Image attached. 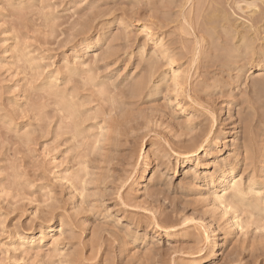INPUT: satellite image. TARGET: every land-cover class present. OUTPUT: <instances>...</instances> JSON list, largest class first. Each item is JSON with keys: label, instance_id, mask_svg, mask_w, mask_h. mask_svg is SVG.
I'll use <instances>...</instances> for the list:
<instances>
[{"label": "rangeland", "instance_id": "1", "mask_svg": "<svg viewBox=\"0 0 264 264\" xmlns=\"http://www.w3.org/2000/svg\"><path fill=\"white\" fill-rule=\"evenodd\" d=\"M153 1H156V4ZM153 1L0 0V125L2 124L0 126V139L2 140H0V264H198V260L204 256L202 254L207 253L205 255L207 256L216 253L213 244L218 241L224 244L225 247H223V250L226 255H224L218 264H264V221L260 219L262 225H259L261 224L259 220L252 222L250 224L252 226H249L248 223L250 231L248 228L244 230L238 227L235 228L233 223L230 222L231 214L225 215L224 206H218L219 204L215 203L214 197L212 198L211 195L213 194H211V191L215 177L212 181L209 178V176L219 171L221 162L226 160L228 162H235L234 172L238 174L239 179L242 176V181L244 180L243 182L246 185L248 182L251 183L253 181L259 186L264 187L262 186L264 185V129L262 130L264 128V68L259 70L257 67L259 64L258 58L261 61L264 60V57H262L264 56V27L257 33L259 36L249 32V22L251 23L250 20L252 19L250 17L253 16V12L264 6V1L260 0L258 2L256 0V3L255 0H214L213 3L212 0H205V3L201 4L204 8L200 5L199 0ZM251 1H254V4L256 3V6L252 3L255 7L251 5ZM197 4L201 7V10L195 7L198 6ZM198 10L202 13L200 14ZM207 10L210 12H207ZM180 11H183V13ZM158 12H160L159 15ZM158 16L162 19L158 18ZM220 16L221 18L219 19ZM209 17H213L214 21L212 18L210 23L208 21L210 19ZM46 18H49V20ZM157 18L159 22L165 19L163 21L164 23L167 20L169 22L170 19L171 25L169 23L164 25L162 21V24H159ZM221 19H224V22ZM172 20L174 21L173 23ZM178 20L182 21L181 24H179L180 22ZM197 20L200 21L197 22ZM189 22L194 28L196 25L197 29L195 28V31L197 30V32L194 31L193 27L192 29L190 28ZM212 23L213 25L211 26ZM216 23L219 25H216ZM186 24L189 26L187 27ZM204 24L206 26L208 24L209 26L205 28ZM43 25H46L49 31L45 30L46 27ZM159 25H162V27L166 26V31V27H163V30ZM169 25L171 26L170 28ZM182 25L185 26L183 27L185 30L180 28ZM144 27H147L149 31H143ZM154 28L158 30L156 31ZM207 28L210 30H207ZM153 31L155 32L154 34ZM226 31L231 34L226 33ZM148 32H151L153 37H149ZM171 32H173V35ZM241 32L243 34L248 32V36L246 38L240 37ZM50 33L53 37L50 36ZM78 33H81V36ZM166 35L171 37H168L167 40ZM17 36L21 41L18 40ZM74 36H77L75 39L78 41L74 39ZM83 42H87L86 45L90 44V49H87L85 44H82ZM163 42L166 46L168 45L167 52L161 48ZM169 43L173 49L171 46L169 48ZM214 45L215 47L213 49ZM157 49H159V53ZM170 51L171 53H169ZM20 52L28 53V58L25 53L22 54ZM172 52H174V55ZM30 53L31 57L29 56ZM112 53L115 54L113 55ZM167 53H169L170 57L167 56ZM196 53L199 54L197 55ZM129 54L133 56L131 57ZM182 54L184 55L181 56ZM22 55H25L24 59L21 58V61H24L23 63L20 61ZM108 55H110V58ZM31 58L32 61L37 59V61H34L36 62L35 64L31 61ZM113 58H118V61ZM28 59L31 61L30 63ZM25 61L28 66L32 64L31 67L34 65L35 67L29 69V66L27 70V66L24 64ZM113 61L116 62L113 63ZM64 62H68L67 64L72 63L71 65L74 63V65L78 66L79 64L88 65L87 67L85 66V69L87 68L86 72L83 67L84 65H81L84 71L79 67L81 71L78 69L77 75H73L70 78L71 83L69 82V86L63 80L60 81V85L62 84L60 89L68 91V95H71L73 91L72 95L75 97L74 101L79 113V116L75 120L68 115L67 109H63L64 103L59 102V98L55 95L50 96L53 94L49 93L50 77L57 73L60 77L64 78L68 74L67 67L69 65H65ZM64 65L66 68H63L65 67ZM138 65L140 69H137ZM261 65H264V61L261 62ZM91 66H93L91 69L96 72L92 70V74L90 75L88 71L91 70ZM149 66L152 69L148 68ZM36 68L39 73L46 72L44 74L45 76L37 73L32 78V74L37 72ZM34 69L35 71L33 72ZM56 69L57 71H55ZM163 73L164 75L166 74V78L163 77ZM80 74L82 75L81 77H79ZM144 75H146V78ZM89 77L94 78L92 82L95 84L91 83ZM142 77L145 79H142ZM168 77L169 79H167ZM27 78L29 81H26L28 80ZM33 79L34 83L32 81ZM88 80L92 86H90ZM144 80H146V89L148 90L140 91L142 93L141 96L140 92L135 91L134 87L140 81L142 82ZM160 80L162 83L164 81L163 85ZM65 87L69 88L65 90ZM27 91L29 92L28 95ZM120 91L123 92L120 93ZM115 95L119 97L117 96L115 98ZM53 97H55L56 103ZM78 97L81 99V103ZM49 98L57 105H54L50 100L47 103L46 100ZM97 98L98 100H96ZM103 98L106 101H103ZM58 103H62V109H60L61 106ZM101 103L105 108H103L104 106ZM228 103H231L234 109H224ZM45 104L50 108H44ZM12 105L14 106L13 108ZM38 106L43 111L39 109L43 114L37 111ZM106 106L109 108H106ZM36 108L35 113L34 109ZM96 110L97 112H95ZM98 110H100L101 114L98 113ZM65 111L67 112L66 116H69L67 118L64 116ZM11 112L14 113L12 114ZM39 113L42 116H38ZM62 115L65 117L63 120H61L63 118ZM53 116H57V119ZM128 120L130 121L128 122ZM41 121L47 122L48 124ZM69 121L71 123L74 121L75 124H72V127L73 125L78 126V129L82 132L81 135L73 138L74 128L71 127ZM118 121H121L122 124ZM40 122L43 123L42 125H45L42 126ZM103 122L109 126H105ZM124 123L127 124L125 125ZM39 125L41 128H39ZM49 125L51 127L50 129ZM245 125L246 127H250L248 128L251 131L250 137L252 136L251 140H254L251 141V145L248 142V149L250 148L249 153L248 151L245 152L243 148L244 150H237L240 153L238 154L236 149L244 141L243 132L247 130ZM26 126H29L30 129L26 128ZM95 126L98 127L96 128L97 130ZM232 126L240 127V135L239 133L237 136H231L229 134ZM106 127L109 128L106 129ZM116 128L119 129L117 130ZM28 129L32 130L29 131ZM102 129H106L104 138H101ZM23 130L27 134H30V137L27 138L25 133L23 134ZM8 131L11 133H8ZM119 131H125L126 133ZM68 132H70L71 136L67 135ZM19 134L23 137H20ZM31 135L34 136L32 137ZM113 136H120L119 140ZM29 139L32 141L29 142ZM37 139L39 140L38 142L36 141ZM79 139L81 143H79ZM203 139H208L209 141L207 147H205L206 151H199L197 157H195L196 159L193 158L192 161L188 162V153L198 146ZM111 140L115 143L112 142V144ZM53 141H55V144ZM226 141L227 143H225ZM105 142H107L106 146ZM20 143H22L21 145L23 147H21ZM100 143L102 145H98ZM24 144L26 146L29 144L30 146H27L29 149ZM114 144H116V147L118 144L121 145H118L116 149ZM237 144L239 145L237 146ZM227 148L229 149L227 150ZM228 155H230V158ZM250 156L251 159H249ZM86 162L88 165H86ZM216 164H218V167ZM147 168H150L149 171H151L149 172L147 193H140L138 181ZM245 168L246 170H243ZM84 171L88 172L85 173ZM175 171H177L176 177ZM64 173L68 175L64 176ZM69 173H72L74 176L72 174L70 176ZM196 176H198L199 180L197 178L195 179ZM65 177L66 180L64 179ZM201 178L204 179L201 180ZM207 178L209 180H206ZM193 179L194 182L192 181ZM73 181L76 183L74 184ZM83 187L86 188L83 189ZM215 210L216 213H214ZM168 214L170 215L168 216ZM245 215L246 213H243L241 218L246 219L247 216ZM154 223L156 225L159 224L162 229H158ZM167 228L168 230H164ZM217 230L218 232H216ZM41 231L46 236V240L43 243L44 247L41 250L37 248L25 249L17 239L22 236L29 240L37 241ZM207 236L211 239L209 238L207 240ZM23 250L24 252H22ZM229 251L234 252V255L228 256Z\"/></svg>", "mask_w": 264, "mask_h": 264}, {"label": "bare ground", "instance_id": "2", "mask_svg": "<svg viewBox=\"0 0 264 264\" xmlns=\"http://www.w3.org/2000/svg\"><path fill=\"white\" fill-rule=\"evenodd\" d=\"M20 1V0H19ZM25 1V0H24ZM93 1V0H92ZM104 1V0H103ZM125 1V0H124ZM130 1V0H129ZM151 1H153V0H151ZM162 1V0H161ZM210 1V0H209ZM213 1V3H214V0H212ZM256 1V0H255ZM260 0H258V2H259ZM264 1V0H263ZM64 2V1H63ZM75 2V1H74ZM85 2V1H84ZM154 2V1H153ZM153 2H152V4H153ZM156 2V1H155ZM154 2V3H155ZM245 2V1H244ZM254 2V1H253ZM252 1H251V5H252V3H253ZM50 3V2H49ZM60 3V2H59ZM78 3V2H77ZM148 3H150V2H148ZM160 3V2H159ZM165 3V2H164ZM199 3H200V5L201 4H203V3H205V0H199ZM213 3H212V5H213ZM238 3V2H237ZM248 3V2H247ZM256 3H257V1H256ZM256 3L254 4L253 3V5H255L256 6ZM39 4V3H38ZM42 4V3H41ZM44 4V3H43ZM142 4V3H141ZM156 4V3H155ZM154 4V5H155ZM209 4H211V3H209ZM263 4V3H262ZM22 5V4H21ZM98 5V4H97ZM107 5V4H106ZM149 5V4H148ZM158 5V4H157ZM198 5V4H197ZM252 5V6H253ZM261 5V4H260ZM259 5V6H260ZM264 5V4H263ZM37 6V5H36ZM44 6V5H43ZM51 6V5H50ZM123 6H125V5H123ZM203 8H204V6L203 5H201ZM255 6H253V7H255ZM12 7V6H11ZM35 7V6H34ZM38 7V6H37ZM46 7V6H45ZM116 7V6H115ZM126 7V6H125ZM153 7V6H152ZM174 7V6H173ZM181 7V6H180ZM197 9H200L201 10V7L198 5V6H195ZM200 7V8H199ZM207 7H208V5H207ZM226 7H228V6H226ZM225 7V8H226ZM242 7V6H241ZM244 7V6H243ZM248 7V6H247ZM25 8V7H24ZM41 8V7H40ZM44 8V7H43ZM42 8V9H43ZM48 8V7H47ZM46 8V9H47ZM183 8V7H182ZM212 8V7H211ZM250 8H251V6H250ZM257 8H259V7H257ZM15 9V8H14ZM56 9H57V7H56ZM101 9V8H100ZM124 9V8H123ZM130 9V8H129ZM151 9V8H150ZM154 9V8H153ZM157 9V8H156ZM161 9H163V8H161ZM170 9V8H169ZM173 9V8H172ZM247 9V8H246ZM253 9V8H252ZM16 10H17V8H16ZM41 10V9H40ZM111 10V9H110ZM125 10V9H124ZM181 10V9H180ZM200 10H198V11H200ZM206 10V9H205ZM210 10H212V9H210ZM222 10V9H221ZM224 10V9H223ZM251 10V9H250ZM254 10H256V9H254ZM253 10V11H254ZM33 11V10H32ZM76 11V10H75ZM103 11V10H102ZM133 11V10H132ZM169 11H171V10H169ZM193 11V10H192ZM197 11V10H196ZM203 11H204V9H203ZM227 11V10H226ZM243 11V10H242ZM247 11V10H246ZM252 11V10H251ZM38 12V11H37ZM48 12V11H47ZM81 12H83V11H81ZM157 12V11H156ZM181 13H183V11H180ZM206 12V11H205ZM204 12V13H205ZM207 12H210L209 10H207ZM212 12V11H211ZM225 12V11H224ZM223 12V13H224ZM234 12V11H233ZM28 13H29V11H28ZM45 13V12H44ZM54 13V12H53ZM90 13V12H89ZM123 13V12H122ZM138 13V12H137ZM152 13V12H151ZM159 13L160 12H158V15H159ZM198 13V12H197ZM200 14L202 13L201 11L199 12ZM254 14H252L253 16L252 17H250V21H251V23L249 22V24H250V26H249V32L251 33H255V34H257L259 31H261V29H262V27H264V6H262L261 8H259V9H257L255 12H253ZM17 14V13H16ZM25 14V13H24ZM46 14V13H45ZM114 14V13H113ZM136 14V13H135ZM195 14V13H194ZM26 15V14H25ZM54 15V14H53ZM79 15V14H78ZM165 15V14H164ZM215 15V14H214ZM233 15V14H232ZM238 15V14H237ZM251 15V14H250ZM30 16H32V15H30ZM46 16H47V14H46ZM114 16H115V14H114ZM154 16H156V15H154ZM176 16V15H175ZM181 16H183V15H181ZM195 16V15H194ZM27 17V16H26ZM38 17H40V16H38ZM48 17V16H47ZM75 17V16H74ZM103 17V16H102ZM177 17V16H176ZM184 17V16H183ZM183 17H182V19H183ZM208 17V16H207ZM215 17V16H214ZM31 18V17H30ZM76 18V17H75ZM84 18V17H83ZM122 18V17H121ZM158 18H161V17H159L158 16ZM157 18V21L159 20ZM164 18H165V16H164ZM185 18V17H184ZM188 18H190V17H188ZM210 18V17H209ZM213 18V17H212ZM212 18H210L208 21L210 22L211 21V19ZM221 18V16L219 17V19ZM26 19V18H25ZM47 19V18H46ZM77 19V18H76ZM82 19V18H81ZM129 19V18H128ZM149 19V18H148ZM162 19V18H161ZM167 19H168V16H167ZM179 19V18H178ZM198 19H200V18H198ZM208 19V18H207ZM206 19V20H207ZM245 19V18H244ZM248 19V18H247ZM30 20H32V19H30ZM40 20V19H39ZM43 20V19H42ZM47 20H49V18L47 19ZM55 20V19H54ZM86 20V19H85ZM88 20V19H87ZM134 20V19H133ZM165 20V19H164ZM163 20V21H164ZM184 20V19H183ZM185 20H186V18H185ZM185 20H184V22H185ZM191 20V19H190ZM189 20V21H190ZM213 21H214V18L212 19ZM217 20V19H216ZM222 21L224 20V19H221ZM27 21V20H26ZM34 21V20H33ZM38 21V20H37ZM75 21V20H74ZM80 21V20H79ZM90 21V20H89ZM122 21V20H121ZM128 21V20H127ZM135 21V20H134ZM140 21V20H139ZM161 21L162 20H160V22H159V24L161 23ZM162 21V22H163ZM179 21V20H178ZM187 22H188V20H186ZM198 21H200V20H197V22ZM202 21H204V20H202ZM218 21V20H217ZM149 22V21H148ZM166 22V21H165ZM174 21L172 20V23H173ZM180 23L179 24H181V22L182 21H179ZM190 22H192V21H190ZM189 22V23H190ZM197 22H195L196 24H197ZM224 22V21H223ZM223 22H221V23H223ZM30 23H32V22H30ZM41 23V22H40ZM55 23V22H54ZM87 23V22H86ZM104 23V22H103ZM166 23H169L170 24V19H169V22H168V20H167V22ZM166 23H164L163 22V24L164 25H166ZM175 23H176V21H175ZM202 23V22H201ZM204 23V22H203ZM206 23H208V22H206ZM211 23V22H210ZM220 23V22H219ZM20 24V23H19ZM45 24V23H44ZM58 24V23H57ZM162 24V23H161ZM184 24V23H183ZM229 24V23H228ZM227 24V25H228ZM42 25V24H41ZM40 25V26H41ZM68 25V24H67ZM104 25V24H103ZM157 25H158V23H157ZM157 25H156V27H157ZM171 25V24H170ZM169 25V28L171 27ZM190 25V28L192 29V27L194 28V26H191L192 24L190 23L189 24ZM188 25V26H189ZM195 25V24H194ZM198 25H199V23H198ZM202 25V24H201ZM205 25V24H204ZM213 25V23L211 24V26ZM216 25H219V24H217L216 23ZM25 26H27V25H25ZM43 26H45L46 27V25H43ZM42 26V27H43ZM53 26V25H52ZM87 26V25H86ZM130 26V25H129ZM151 26V25H150ZM160 26V25H159ZM177 26H178V24H177ZM186 26H187V24H186ZM187 26V27H188ZM207 26H209L208 24H207ZM206 25H205V28L207 27ZM236 26V25H235ZM83 27V26H82ZM122 27V26H121ZM160 27H162V25L160 26ZM164 28L166 27V26H163ZM162 27V28H163ZM172 27H173V24H172ZM183 27H185V26H181L180 28H182V30L184 29ZM229 27V26H228ZM227 27V28H228ZM53 28V27H52ZM129 28V27H128ZM158 29H159V27H157ZM162 28H160V29H162ZM164 28H163V30H164ZM176 28V27H175ZM195 28H196V25H195ZM195 28H194V31H195ZM201 28V27H200ZM204 28V29H205ZM224 28H225V26H224ZM77 29V28H76ZM75 29V30H76ZM85 29V28H84ZM88 29V28H87ZM155 29V28H154ZM157 29V30H158ZM166 29H167V27L165 28V31H166ZM178 29V28H177ZM176 29V30H177ZM191 29H189V30H191ZM197 29V28H196ZM209 28H207V30H208ZM45 30H48L47 29V27L45 28ZM55 30V29H54ZM64 30V29H63ZM69 30V29H68ZM74 30V31H75ZM89 30V29H88ZM97 30V29H96ZM123 30V29H122ZM156 30V29H155ZM156 30V31H157ZM162 30V31H163ZM178 30H181V29H178ZM185 30V29H184ZM206 30V31H207ZM210 30V29H209ZM211 30H212V28H211ZM221 30H223V28H221ZM49 31V30H48ZM53 31V30H52ZM143 31H145V32H147V31H149L148 29H147V27H144V29H143ZM188 31V30H187ZM201 31V30H200ZM264 31V30H263ZM85 32V31H84ZM91 32V31H90ZM118 32V31H117ZM123 32V31H122ZM141 32V31H140ZM152 32V31H151ZM151 32H148L149 33V37H153L152 35H151ZM189 32H191V31H189ZM195 32H197V30L195 31ZM195 32H194V35H195ZM211 32V31H210ZM224 32V31H223ZM54 33V32H53ZM57 33V32H56ZM55 33V34H56ZM59 33V32H58ZM77 33V32H76ZM98 33H100V32H98ZM135 33V32H134ZM155 32L153 31V34H154ZM159 33V32H158ZM161 33V32H160ZM162 33H164V32H162ZM199 33V32H198ZM226 33H228V31H226ZM230 33V32H229ZM228 33V34H229ZM235 33V32H234ZM78 34H80V36H81V33H78ZM86 34V33H85ZM101 34V33H100ZM165 34V33H164ZM171 34L173 35V32H171ZM171 34H169V35H171ZM178 34H179V32H178ZM183 34V33H182ZM189 34V33H188ZM205 34V33H204ZM219 34V33H218ZM231 34V33H230ZM237 34V33H236ZM54 35V34H53ZM159 35V34H158ZM181 35V34H180ZM239 35V34H238ZM258 35V34H257ZM48 36H49V33H48ZM50 36L51 37H53L52 35H51V33H50ZM57 36V35H56ZM55 36V37H56ZM79 36V37H80ZM93 36V35H92ZM96 36H98V35H96ZM102 36V35H101ZM104 36H105V34H104ZM136 36V35H135ZM138 36V35H137ZM167 36V40H168V35H166ZM229 36V35H228ZM233 36H234V34H233ZM237 36V35H236ZM248 36V32H246L245 34H243L242 32H241V36L240 37H242V38H246ZM250 36H251V34H250ZM259 36V35H258ZM63 37V36H62ZM77 37V36H76ZM75 36H74V39L76 38ZM171 37V36H170ZM169 37V38H170ZM174 37H176V36H174ZM192 37V36H191ZM17 38H18V36H17ZM21 38H23V37H21ZM98 38V37H97ZM115 38H116V36H115ZM130 38V37H129ZM135 38V37H134ZM182 38V37H181ZM250 38V37H249ZM259 38V37H258ZM57 39V38H56ZM59 39H60V37H59ZM70 39V38H69ZM87 39V38H86ZM133 39V38H132ZM163 39V38H162ZM166 39V38H165ZM164 39V40H165ZM172 39V38H171ZM171 39H169V41L171 40ZM248 39V38H247ZM18 40H19V38H18ZM76 40V39H75ZM98 40H100V39H98ZM126 40V39H125ZM130 40V39H129ZM134 40V39H133ZM146 40V39H145ZM163 40V41H164ZM238 40V39H237ZM259 40V39H258ZM263 40V39H262ZM19 41H21V40H19ZM19 41H17V42H19ZM76 41H78V40H76ZM80 41V40H79ZM158 41V40H157ZM162 41V40H161ZM172 41V40H171ZM170 41V42H171ZM176 41V40H175ZM217 41V40H216ZM247 41V40H246ZM254 41V40H253ZM15 42V41H14ZM60 42V41H59ZM82 42V41H81ZM89 42V41H88ZM98 42H100V41H98ZM97 42V43H98ZM127 42V41H126ZM130 42V41H129ZM159 42V41H158ZM165 42V41H164ZM163 42V43H164ZM191 42V41H190ZM189 42V43H190ZM207 42V41H206ZM215 42V41H214ZM235 42H236V40H235ZM16 43V42H15ZM25 43V42H24ZM58 43V42H57ZM71 43V42H70ZM73 43H74V40H73ZM117 43V42H116ZM123 43V42H122ZM159 43H161V42H159ZM159 43H158V46H159ZM162 43V49H165V51L167 50V46H166V44L164 45ZM172 43H173V41H172ZM194 43V42H193ZM205 43V42H204ZM248 43V42H247ZM257 43V42H256ZM60 44V43H59ZM76 44V43H75ZM82 44H85V46L87 47V49H90V44H88V45H86L87 44V42H83ZM98 44H100V43H98ZM130 44V43H129ZM167 44H168V42H167ZM177 44V43H176ZM176 44H174V45H176ZM192 44V43H191ZM218 44V43H217ZM224 44V43H223ZM241 44V43H240ZM249 44V43H248ZM17 45V44H16ZM15 45V46H16ZM22 45H23V43H22ZM74 45V44H73ZM178 45H180V44H178ZM198 45V44H197ZM220 45V44H219ZM90 46V47H89ZM95 46V45H94ZM103 46V45H102ZM158 46L156 45V47L158 48ZM170 43H169V48H170ZM235 46V45H234ZM17 47V46H16ZM33 47V46H32ZM62 47H64V46H62ZM86 47H84V48H86ZM145 47V46H144ZM160 47V46H159ZM191 47V46H190ZM214 47H215V45L213 46V49H214ZM118 48H119V46H118ZM118 48H116V49H118ZM123 48V47H122ZM160 48V50H162ZM171 48H172V46H171ZM184 48V47H183ZM250 48V47H249ZM13 49V48H12ZM30 49H31V47H30ZM83 49V48H82ZM173 49V48H172ZM175 49V48H174ZM177 49H178V47H177ZM180 49H182V48H180ZM188 49V48H187ZM220 49V48H219ZM6 50V49H5ZM25 50V49H24ZM37 50V49H36ZM94 50V49H93ZM109 50H110V48H109ZM129 50V49H128ZM158 50V53H159V49H157ZM170 50V49H169ZM168 50V51H169ZM186 50V49H185ZM218 50V49H217ZM237 50V49H236ZM10 51H12V50H10ZM15 51H17V49H15ZM20 51H23V50H20ZM90 51V50H89ZM120 51V50H119ZM144 51V50H143ZM172 51V50H171ZM171 51L169 52V53H171ZM179 51V50H178ZM199 51V50H198ZM205 51V50H204ZM19 52V51H18ZM34 52V51H33ZM38 52V51H37ZM41 52V51H40ZM103 52V51H102ZM117 52V51H116ZM153 52H154V50H153ZM152 52V53H153ZM160 52H162V51H160ZM167 52V51H166ZM180 52V51H179ZM203 52V51H202ZM223 52V51H222ZM229 52V51H228ZM11 53V52H10ZM9 53V54H10ZM20 53H22V54H24L23 52H20ZM32 53V52H31ZM31 53L29 54V56L31 55ZM36 53V52H35ZM87 53V52H86ZM117 53H119V52H117ZM131 53H133V52H131ZM146 53V52H145ZM169 53H167L168 55L167 56H169ZM173 53V55H174V52H172ZM190 53H192V52H190ZM13 55H14V53H12ZM28 54V53H27ZM27 54L25 53V55L27 56ZM40 54V53H39ZM38 54V55H39ZM104 54V53H103ZM113 54V53H112ZM115 54V53H114ZM113 54V55H114ZM143 54V53H142ZM195 54V53H194ZM197 54V53H196ZM199 54V53H198ZM197 54V55H198ZM5 55V54H4ZM25 55H22L21 57H20V61H21V58L22 59H24V56ZM33 55V54H32ZM35 55V54H34ZM98 55H100V54H98ZM112 55V56H113ZM130 56H131V54H129ZM152 55V54H151ZM154 55H156V54H154ZM160 55V54H159ZM184 54H182L181 56H183ZM186 55V54H185ZM253 55V54H252ZM105 56H107V55H105ZM133 56V55H132ZM131 56V57H132ZM158 56V55H157ZM162 56V55H161ZM167 56H166V58H167ZM179 56V55H178ZM181 56H179V57H181ZM188 56V55H187ZM31 57V56H30ZM87 57V56H86ZM100 57H103V56H100ZM108 57L110 58V55H108ZM108 57H107V60H108ZM114 57V56H113ZM116 57V56H115ZM129 57V56H128ZM143 57V56H142ZM144 57H145V55H144ZM170 57V56H169ZM176 57V56H175ZM193 57H194V55H193ZM246 57V56H245ZM262 57H264V56H262ZM14 58V57H13ZM26 58V57H25ZM27 58H28V56H27ZM26 58V59H27ZM33 58V57H32ZM32 58H31V61H32ZM36 58V57H35ZM141 58V57H140ZM149 58V57H148ZM173 58V57H172ZM185 58V57H184ZM187 58V57H186ZM199 58V57H198ZM204 58V57H203ZM222 58V57H221ZM230 58V57H229ZM40 59V58H39ZM77 59V58H76ZM103 59V58H102ZM114 59V58H113ZM112 59V60H113ZM117 59V61H118V58H116ZM116 59H114V60H116ZM119 59H120V57H119ZM147 59V58H146ZM150 59V58H149ZM149 59H147V60H149ZM153 59V58H152ZM161 59V58H160ZM196 59V58H195ZM252 59V58H251ZM29 60V59H28ZM27 60V61H28ZM45 60V59H44ZM75 60V59H74ZM89 60H90V58H89ZM155 60V59H154ZM162 60H163V57H162ZM169 60V59H168ZM167 60V61H168ZM194 60V59H193ZM192 60V61H193ZM198 60V59H197ZM213 60H214V58H213ZM223 60V59H222ZM12 61V60H11ZM30 60L28 61L29 63L31 62ZM34 61H37V59H35V60H33L32 62H34ZM45 61H47V60H45ZM67 61V60H66ZM78 61V60H77ZM81 61V60H80ZM152 61V60H151ZM166 61V60H165ZM172 61V60H171ZM170 61V62H171ZM179 61V60H178ZM180 61H181V58H180ZM194 61H196V60H194ZM200 61V60H199ZM203 61V60H202ZM264 60H262L261 61V59H259L258 58V69L259 70H261V69H263L264 68V65H261V62H263ZM22 63L24 62L23 60L21 61ZM40 62V61H39ZM49 62V61H48ZM68 62H70V61H68ZM68 62H64L65 63V65L68 63ZM89 62V61H88ZM98 62H100V60H98ZM109 62H110V60H109ZM116 62V61H115ZM114 61H113V63H115ZM138 62V61H137ZM169 62V61H168ZM172 62H174V61H172ZM183 62V61H182ZM219 62V61H218ZM22 63H21V65H22ZM36 62H34V64H35ZM76 63V62H75ZM94 63V62H93ZM148 63H150V62H148ZM193 63V62H192ZM217 63V62H216ZM228 63V62H227ZM24 64H26V61H25V63ZM42 64V63H41ZM45 64H47V63H45ZM63 64V63H62ZM72 64V63H71ZM71 64H67V65H69L68 67H67V73L68 74H66V77H60V75L59 74H55V75H53V76H51L50 77V81H49V93L50 94H53V95H50V96H56L57 98H59L60 99V101L59 102H62V103H64V108L63 109H67L66 111L68 112V115L70 116V117H72V118H74V120L75 119H77V117L79 116V113H78V109H77V106H76V103H75V101H74V96L72 95V92H71V95H68V91H63L62 89H60V87H62L61 85H60V81L61 80H63V82L67 85V83H68V86H69V82H70V78L73 76V75H77V73H78V69L80 70V68H82L83 69V67H84V69H85V66L86 65H84V64H79V66L78 65H74V63H73V65H71ZM86 64V63H85ZM168 64V63H167ZM166 64V65H167ZM174 64V63H173ZM189 64V63H188ZM197 64V63H196ZM226 64V63H225ZM238 64V63H237ZM20 65V66H21ZM31 65L32 64H30L29 66L26 64V66H27V70H28V67H29V69L30 68H34L35 67V65L34 66H32L31 67ZM50 65H51V63H50ZM52 65H53V63H52ZM64 65V66H65ZM140 65V64H139ZM137 66V69L140 67V66ZM146 65V64H145ZM149 65V64H148ZM169 65H171V64H169ZM194 65H195V63H194ZM217 65V64H216ZM12 66V65H11ZM25 66V67H26ZM88 66V65H87ZM86 66V67H87ZM90 66V65H89ZM125 66V65H124ZM224 66V65H223ZM18 67H19V64H18ZM17 67V68H18ZM53 67V66H52ZM80 67V68H79ZM93 66H91L90 67V69L92 68ZM144 67V66H143ZM172 67V66H171ZM185 67H186V65H185ZM188 67V66H187ZM225 67V66H224ZM15 68V67H14ZM13 68V69H14ZM63 68H66V66L65 67H63ZM89 68V67H88ZM109 68V67H108ZM111 68V67H110ZM144 68H146V67H144ZM148 68H151L152 69V67L151 66H149ZM163 68V67H162ZM167 68H168V66H167ZM50 69V68H49ZM84 69H83V71H84ZM87 69V68H86ZM86 69H85V72H86ZM107 69V68H106ZM125 69V68H124ZM137 69H135V70H137ZM140 69V68H139ZM147 69V68H146ZM150 69V70H151ZM19 70V69H18ZM17 70V71H18ZM24 70V69H23ZM48 70V69H47ZM58 70H59V68H58ZM65 70V69H64ZM92 70L93 69H91V70H89L88 72H90V75L92 74L91 72H92ZM168 70V69H167ZM16 71V72H17ZM21 71V70H20ZM25 71V70H24ZM35 71V69L33 70V72ZM36 71H37V68H36ZM40 71V70H39ZM44 71V70H43ZM55 71H57V69L55 70ZM81 71V70H80ZM94 71V70H93ZM102 71V70H101ZM105 71V70H104ZM124 71V70H123ZM140 71V70H139ZM152 71V70H151ZM29 72V71H28ZM58 72H60V71H58ZM65 72V71H64ZM94 72H96V71H94ZM107 72V71H106ZM138 72V71H137ZM148 72V71H147ZM182 72V71H181ZM184 72V71H183ZM243 72V71H242ZM245 72V71H244ZM251 72V71H250ZM37 73H39L38 71L37 72H35V74L33 73L32 74V78L34 77V76H36L37 75ZM46 73V72H45ZM44 72L42 73H39V75L40 74H43V76H45L44 74H45ZM83 73V72H82ZM81 73V74H82ZM140 73V72H139ZM149 73V72H148ZM152 73V72H151ZM155 73V72H154ZM166 73V72H165ZM177 73V72H176ZM16 74V73H15ZM18 74V73H17ZM31 74V73H30ZM80 74V76L79 77H81L82 75ZM100 74H101V72H100ZM121 74H123V73H121ZM180 74V73H179ZM207 74V73H206ZM213 74V73H212ZM232 74V73H231ZM23 75V74H22ZM26 75V74H25ZM34 75V76H33ZM51 75V74H50ZM63 75H64V73H63ZM83 75H84V73H83ZM86 75V74H85ZM134 75V74H133ZM138 75V74H137ZM141 76H143L142 74H140ZM148 75V74H147ZM158 75H159V73H158ZM163 75H164V73H163ZM174 75H176V74H174ZM77 76V77H78ZM122 76V75H121ZM131 76V75H130ZM140 76V77H141ZM145 76V78H146V75H144ZM160 76H162V75H160ZM166 76V74L163 76V77H165ZM169 76V75H168ZM248 76V75H247ZM27 77V76H26ZM31 77V76H30ZM42 77V76H41ZM41 77H39L40 79H41ZM76 77V78H77ZM78 77V78H79ZM84 77H86V76H84ZM152 77V76H151ZM227 77V76H226ZM252 77H253V75H252ZM258 77H260V76H258ZM38 78V79H39ZM43 78V77H42ZM46 78V77H45ZM90 78V77H89ZM144 77H142V79H145ZM153 78V77H152ZM155 78V77H154ZM157 78V77H156ZM166 78V77H165ZM178 78V77H177ZM176 78V79H177ZM224 78V77H223ZM28 79V78H27ZM34 79H36V78H34ZM34 79L32 80L33 81V83H34ZM83 79H85V78H83ZM93 79V80H92ZM109 79V78H108ZM163 79V78H162ZM167 79H169V77L167 78ZM229 79V78H228ZM253 79V78H252ZM75 80H77V79H75ZM82 80V79H81ZM80 80V81H81ZM85 80H87V79H85ZM90 80H91V83L93 84L94 82H92V81H94V78L93 77H91L90 78ZM148 80V79H147ZM164 80V79H163ZM174 80V79H173ZM181 80H183V79H181ZM26 81H29V79L28 80H26ZM44 81V80H43ZM48 81V80H47ZM96 81V80H95ZM102 81V80H101ZM100 81V82H101ZM146 80H144V81H140V83H138V84H136V86L134 87L135 88V91L136 92H140V91H142V90H145L146 89V87H147V83L145 82ZM161 81V80H160ZM175 81H177V80H175ZM23 82V81H22ZM37 82V81H36ZM35 82V83H36ZM73 82V81H72ZM77 82V81H76ZM88 82H89V80H88ZM117 82H118V80H117ZM134 82V81H133ZM148 82V81H147ZM166 82V81H165ZM168 82V81H167ZM178 82V81H177ZM210 82V81H209ZM242 82V81H241ZM30 83V82H29ZM47 83V82H46ZM45 83V84H46ZM71 83V82H70ZM81 83H82V81H81ZM91 83L89 82V84H90V86H92L91 85ZM98 83V82H97ZM132 83V82H131ZM137 83V82H136ZM149 83V82H148ZM161 83H162V81H161ZM160 83V84H161ZM163 83H164V81H163ZM163 83H162V85H163ZM176 83V82H175ZM181 83V82H180ZM22 84V83H21ZM23 84H25V83H23ZM48 84V83H47ZM80 84V83H79ZM83 84V83H82ZM87 84V83H86ZM95 84V83H94ZM133 84V83H132ZM167 84V83H166ZM171 84V83H170ZM185 84V83H184ZM31 85V84H30ZM66 85H64V86H66ZM84 85V84H83ZM133 85H135V84H133ZM169 85V84H168ZM220 85V84H219ZM257 85V84H256ZM35 86V85H34ZM73 86V85H72ZM71 86V87H72ZM79 86V85H78ZM81 86V85H80ZM88 87H89V85H87ZM95 86V85H94ZM129 86V85H128ZM149 86V85H148ZM151 86V85H150ZM159 86H161V85H159ZM159 86H158V88H159ZM165 86V85H164ZM177 86V85H176ZM254 86V85H253ZM23 87V86H22ZM30 87V86H29ZM36 87V86H35ZM40 87H41V85H40ZM96 87V86H95ZM163 87V86H162ZM172 87V86H171ZM174 87H175V85H174ZM249 87V86H248ZM247 87V88H248ZM252 87V86H251ZM254 87H256V86H254ZM26 88V87H25ZM45 88V87H44ZM66 88L67 87H65V90H66ZM69 88V87H68ZM67 88V89H68ZM81 88V87H80ZM90 88V87H89ZM89 88H88V90H89ZM120 88V87H119ZM149 88V87H148ZM166 88H167V86H166ZM185 88V87H184ZM194 88V87H193ZM199 88V87H198ZM262 88V87H261ZM31 89H33L32 87H31ZM72 89V88H71ZM74 89V88H73ZM79 89V88H78ZM83 89V88H82ZM84 89H86V88H84ZM91 89V88H90ZM151 89H152V87H151ZM151 89H149L150 91H151ZM157 89V88H156ZM165 89V88H164ZM170 89V88H169ZM179 89V88H178ZM183 89V88H182ZM186 89H187V87H186ZM25 90V89H24ZM23 90V91H24ZM27 90H28V88H27ZM102 90V89H101ZM108 90H109V88H108ZM118 90H120V89H118ZM124 90V89H123ZM132 90H134L133 88H132ZM148 89H146V91H147ZM198 90V89H197ZM210 90V89H209ZM85 91H87V90H85ZM116 91V90H115ZM125 91V90H124ZM131 91V90H130ZM161 91V90H160ZM159 91V92H160ZM235 91V90H234ZM28 92V91H27ZM40 92V91H39ZM70 92V91H69ZM76 92V91H75ZM82 92V91H81ZM104 92H106V91H104ZM121 92H123V91H120V93ZM134 92V91H133ZM143 92V91H142ZM145 92V91H144ZM154 92V91H153ZM177 92V91H176ZM185 92V91H184ZM37 93H38V91H37ZM111 93V92H110ZM168 93V92H167ZM186 93H188V92H186ZM186 93H183V94H186ZM194 93V92H193ZM244 93H245V91H244ZM29 94V92L27 93V95ZM91 94V93H90ZM114 94H116V93H114ZM138 94V93H137ZM140 94H141V96H142V93L140 92ZM152 94H154V93H152ZM208 94V93H207ZM254 94V93H253ZM34 95V94H33ZM111 95H113L112 93H111ZM123 95H124V93H123ZM127 95V94H126ZM174 95V94H173ZM178 95V94H177ZM189 95H190V93H189ZM229 95V94H228ZM251 95V94H250ZM35 96V95H34ZM105 96H107V95H105ZM118 96V95H117ZM116 95H115V98L117 97ZM135 96V95H134ZM138 96V95H137ZM136 96V97H137ZM151 96V95H150ZM232 96H234V95H232ZM29 97H32V96H29ZM37 97V96H36ZM47 97V96H46ZM45 97V98H46ZM81 97V96H80ZM87 97V96H86ZM90 97V96H89ZM94 97V96H93ZM119 97V96H118ZM178 97V96H177ZM187 97H188V94H187ZM18 98V97H17ZM23 98V97H22ZM55 97H53V100L55 101L56 99H54ZM79 98V97H78ZM124 98V97H123ZM129 98L131 99V97L129 96ZM194 98V97H193ZM233 98V97H232ZM237 98H238V96H237ZM81 99H82V97H81ZM81 99L79 98V101H80V103H81ZM83 99H85V98H83ZM107 99H109L108 97H107ZM111 99V98H110ZM125 99V98H124ZM177 99V98H176ZM251 99V98H250ZM24 100V99H23ZM48 100H50V98L49 99H47L46 101H47V103H48ZM90 100V99H89ZM96 100H98V98L96 99ZM103 101H106V100H104V98L102 99ZM173 100V99H172ZM238 100V99H237ZM240 100V99H239ZM30 101V100H29ZM35 102H36V100H34ZM51 101V100H50ZM86 102H87V100H85ZM114 101V100H113ZM130 101V100H129ZM174 101V100H173ZM245 101H246V99H245ZM52 102V101H51ZM91 102V101H90ZM89 102V103H90ZM94 102V101H93ZM175 102V101H174ZM177 102V101H176ZM30 103V102H29ZM28 103V104H29ZM52 103H54V102H52ZM55 103H56V101H55ZM54 103V105H57V104H55ZM62 103H58L59 104V106H61L60 107V109H62ZM88 103V102H87ZM103 103H105V102H103ZM171 103H172V101H171ZM256 103V102H255ZM26 104V103H25ZM35 104H37V103H35ZM92 104V103H91ZM94 104V103H93ZM102 104V103H101ZM107 104V103H106ZM110 104V103H109ZM108 104V105H109ZM112 104V103H111ZM192 104V103H191ZM199 104V103H198ZM204 104V103H203ZM233 104H234V102H233ZM241 104V103H240ZM250 104V103H249ZM46 105V104H45ZM44 105V108L46 107V108H50V107H47V105L45 106ZM53 105V106H54ZM86 105V104H85ZM84 105V106H85ZM119 105V104H118ZM176 105V104H175ZM178 105H180V104H178ZM248 105V104H247ZM35 106V105H34ZM87 106V105H86ZM98 106H100V105H98ZM97 106V107H98ZM102 106H104L103 104H102ZM101 106V107H102ZM123 106V105H122ZM236 106V105H235ZM253 106V105H252ZM10 107V106H9ZM14 106L12 105V108H13ZM17 107V106H16ZM27 107V106H26ZM108 106H106V108H107ZM111 107V106H110ZM117 107V106H116ZM241 107V106H240ZM23 108H24V105H23ZM32 108H33V106H32ZM56 108V107H55ZM57 108H59L58 106H57ZM56 108V109H57ZM86 108V107H85ZM95 108V107H94ZM103 108H105V106L103 107ZM109 108V107H108ZM188 108V107H187ZM248 108V107H247ZM251 108V107H250ZM27 109V108H26ZM28 109H29V107H28ZM27 109V110H28ZM41 110V108H39V106H38V110H37V108L36 109H34L35 111V113H36V110L39 112L40 110ZM93 109V108H92ZM110 109H112V108H110ZM224 109H228V110H231V109H234L233 108V106H232V104L231 103H228L226 106H225V108ZM20 110V109H19ZM113 110V109H112ZM15 111V110H14ZM23 111V110H22ZM25 111V110H24ZM32 111V110H31ZM42 111V110H41ZM40 111V113H42ZM54 111V110H53ZM58 111H60L59 109H58ZM65 111V117L67 118V117H69V116H66V112ZM103 111V110H102ZM115 111H116V109H115ZM251 111V110H250ZM33 112V111H32ZM56 112V111H55ZM80 112V111H79ZM84 112V111H83ZM87 112V111H86ZM95 112H97V110L95 111ZM104 112V111H103ZM123 112V111H122ZM209 112V111H208ZM12 113V112H11ZM14 113V112H13ZM12 113V114H13ZM27 113V112H26ZM38 114V116L39 115H41V114ZM54 113V112H53ZM58 113V112H57ZM81 113V112H80ZM98 113H100V110H98ZM118 113V112H117ZM253 113V112H252ZM16 114V113H15ZM33 114V113H32ZM43 114V113H42ZM56 114V113H55ZM54 114V115H55ZM84 114V113H83ZM95 114V113H94ZM101 114V113H100ZM105 114V113H104ZM119 114V113H118ZM19 115V114H18ZM21 115V114H20ZM48 115V114H47ZM56 115H58V114H56ZM87 115V114H86ZM107 115V114H106ZM122 115V114H121ZM209 115V114H208ZM229 115V114H228ZM37 116V117H38ZM42 116V115H41ZM41 116H40V118H41ZM84 116H85V114H84ZM89 116V115H88ZM94 116V115H93ZM116 116V115H115ZM240 116V115H239ZM252 116V115H251ZM21 117V116H20ZM35 117H36V115H35ZM53 117H57V116H53ZM62 117H63V115H62ZM65 117H63L61 120H63ZM103 117H105V116H103ZM114 117V116H113ZM135 118H136V116H134ZM242 117V116H241ZM254 117V116H253ZM22 118V117H21ZM25 118H28V117H25ZM60 118H61V116H60ZM59 117H58V119H60ZM90 118H92V117H90ZM89 118V119H90ZM115 118H117V117H115ZM120 118V117H119ZM212 118V117H211ZM261 118H262V116H261ZM5 119V118H4ZM14 119V118H13ZM20 119V118H19ZM39 119V118H38ZM57 119V118H56ZM85 119H86V117H85ZM95 119V118H94ZM121 119V118H120ZM122 119H123V117H122ZM126 119H129V118H126ZM134 119V118H133ZM234 119V118H233ZM260 119V118H259ZM5 120H7V119H5ZM16 120V119H15ZM21 120V119H20ZM32 120V119H31ZM47 120V119H46ZM80 120V119H79ZM78 120V121H79ZM87 120H88V118H87ZM136 120V119H135ZM241 120V119H240ZM4 121V120H3ZM44 121H45V119H44ZM48 121V120H47ZM57 121V120H56ZM70 121H72V120H70ZM69 121V123H71ZM115 121V120H114ZM130 120H128V122H129ZM163 121V120H162ZM14 122H16V121H14ZM27 122V121H26ZM41 122H43V121H41ZM40 122V123H41ZM82 122V121H81ZM83 122H84V119H83ZM105 122V121H104ZM104 122H103V124H104ZM115 122H117V121H115ZM119 122V121H118ZM121 122V121H120ZM119 122V123H120ZM125 122V121H124ZM253 122V121H252ZM6 123V122H5ZM9 123V122H8ZM11 123H13L12 121H11ZM31 123V122H30ZM43 123H47V122H43ZM43 123H41V125L43 124ZM57 123H58V121H57ZM61 123V122H60ZM80 123V122H79ZM78 123V124H79ZM240 123V122H239ZM48 124V123H47ZM46 124V125H47ZM72 124H75L74 123V121L71 123V127H72ZM77 124V125H78ZM80 124H82V123H80ZM84 124V123H83ZM97 124V123H96ZM109 124V123H108ZM121 124H122V122H121ZM120 124V125H121ZM125 124V123H124ZM123 124V125H124ZM127 124V123H126ZM125 124V125H126ZM2 125V124H1ZM0 125V126H1ZM29 125V124H28ZM45 125V124H44ZM44 125H42V126H44ZM64 125V124H63ZM105 125V124H104ZM119 125V126H120ZM15 126H16V124H15ZM61 126V125H60ZM75 125H73V127L72 128H74L73 129V131H72V129L70 128V130L73 132V134H74V136H73V138H75V137H77V136H79V135H81L82 134V132L78 129V126H75ZM81 126H83V125H81ZM102 126V125H101ZM105 126H109V125H105ZM113 126V125H112ZM118 126V125H117ZM117 126H115V127H117ZM132 126V125H131ZM11 127V126H10ZM25 127V126H24ZM30 127H32V126H30ZM48 127V126H47ZM65 127V126H64ZM87 127V126H86ZM90 127V126H89ZM104 127V126H103ZM110 127H111V125H110ZM245 127H246V125H245ZM26 128H29V126L27 127L26 126ZM25 128V129H26ZM33 128V127H32ZM39 128H41L40 127V125H39ZM38 128V130H40ZM51 127H50V125H49V129H50ZM53 128V127H52ZM62 128V127H61ZM84 128V127H83ZM93 128V127H92ZM96 128H98V127H96L95 126V129ZM109 128V127H108ZM107 127H106V129H108ZM130 128H132V127H130ZM134 128V127H133ZM239 128L240 127H235V126H232L231 128H230V132H229V134L231 135V136H233V135H236L237 136V134L239 133V135H240V131H239ZM242 128V127H241ZM248 128H250V127H246V129L247 130H245V132H243L244 133V141H242L243 143L236 149V151L238 150H241V149H245V152H247L248 151V153H249V149H248V142H250V145L252 144L251 143V141H253L254 139H252L251 140V137H250V134H251V131L248 129ZM252 128V127H251ZM259 128V127H258ZM1 129V128H0ZM8 129H9V127H8ZM12 129H14V128H12ZM17 129V128H16ZM16 129H15V131H16ZM24 129V130H25ZM30 129V128H29ZM28 129V130H29ZM43 129H45V128H43ZM94 129V128H93ZM94 129V130H95ZM106 129L105 130H103L102 129V135H101V138H104L105 137V135H106ZM112 129V128H111ZM117 129V128H116ZM119 129V128H118ZM117 129V130H118ZM121 129H123V128H121ZM125 129V128H124ZM242 129H244V128H242ZM253 129V128H252ZM260 129H261V127H260ZM264 128H262V130H263ZM10 130V129H9ZM20 130V129H19ZM23 130V134L25 133V135H26V137L28 138V137H30L29 135L30 134H27L25 131ZM27 130V129H26ZM32 130V129H31ZM31 130H29V131H31ZM47 130V129H46ZM84 130H85V128H84ZM87 130V129H86ZM97 130V129H96ZM95 130V131H96ZM101 130V129H100ZM52 131V130H51ZM58 131V130H57ZM69 131V130H68ZM88 131V130H87ZM86 131V132H87ZM125 131H127V130H125ZM125 131H122L123 133H126ZM130 131V130H129ZM208 131H210V130H208ZM242 131V130H241ZM244 131V130H243ZM10 131H8V133H9ZM28 132V131H27ZM38 132V131H37ZM48 132H49V130H48ZM62 132V131H61ZM71 132V133H72ZM107 132H109V130H107ZM113 132V131H112ZM116 132H118V131H116ZM116 132H115V134H116ZM119 132H121V131H119ZM121 132V133H122ZM252 132H254L253 130H252ZM11 133V132H10ZM16 133V132H15ZM19 133H20V131H19ZM28 133H30V132H28ZM32 133V132H31ZM34 133H35V131H34ZM66 133V132H65ZM120 133V134H121ZM191 133V132H190ZM223 133V132H222ZM4 134H6V133H4ZM36 134V133H35ZM39 134H42V133H39ZM47 134V133H46ZM84 134V133H83ZM119 134V135H120ZM252 134H254V133H252ZM1 135H3L2 133H1ZM15 135V134H14ZM17 135V134H16ZM28 135V136H27ZM37 135V134H36ZM50 135V134H49ZM55 135H56V132H55ZM57 135H58V132H57ZM64 135V134H63ZM67 135H70L71 136V134H70V132H68V134ZM4 136V135H3ZM2 136V137H3ZM19 136H20V134H19ZM22 136V135H21ZM20 136V137H21ZM32 136V135H31ZM34 136V135H33ZM32 136V137H33ZM41 136V135H40ZM83 136V135H82ZM98 136H100V135H98ZM118 136V135H117ZM122 136V135H121ZM9 137V136H8ZM10 137H12V136H10ZM23 137V136H22ZM49 137V136H48ZM52 137V136H51ZM57 137V136H56ZM55 137V138H56ZM84 137V136H83ZM88 137V136H87ZM113 137H115V139H118L119 140V137H116V136H113ZM112 137V138H113ZM126 137V136H125ZM6 138V137H5ZM13 138H15V137H13ZM24 138H25V136H24ZM26 138V140L28 141V139ZM37 138H39L38 136H37ZM42 138V137H41ZM47 138V137H46ZM54 138V139H55ZM60 139H61V137H59ZM65 138V137H64ZM71 138V137H70ZM89 138V137H88ZM209 138V137H208ZM18 139V138H17ZM22 139V138H21ZM98 139H100V137H98ZM110 139H111V137H110ZM109 139V140H110ZM114 139V138H113ZM112 139V140H113ZM214 140H215V138H213ZM242 139V138H241ZM240 139V140H241ZM1 140V139H0ZM19 140V139H18ZM17 140V141H18ZM22 140H24V139H22ZM56 140H57V138H56ZM67 140V139H66ZM81 140H82V138H81ZM108 140V139H107ZM106 140V141H107ZM111 140V143L113 142V141H115V140H113L112 141ZM243 140V139H242ZM263 140V139H262ZM2 141V140H1ZM13 141H14V139H13ZM16 141V142H17ZM32 141V140H31ZM30 141V139H29V142H31ZM37 142L39 141L38 139L36 140ZM68 141V140H67ZM101 141V140H100ZM23 142V141H22ZM29 142H27V143H29ZM55 141H53V143H54ZM66 142V141H65ZM115 142H117V141H115ZM115 142H113V143H115ZM119 142H121V141H119ZM129 142V141H128ZM238 142H240V141H238ZM9 143V142H8ZM24 143H25V141H24ZM52 143V142H51ZM52 143V144H53ZM64 143V142H63ZM69 143V142H68ZM79 143H81L80 142V139H79ZM98 143H99V140H98ZM106 144H105V146L107 145V142H105ZM109 143V142H108ZM112 143V144H113ZM124 143V142H123ZM208 143H209V141H208V139H203V141L198 145V146H196L193 150H191V152H189L188 153V162H190V161H192L193 160V158H195V157H197V154H198V152L199 151H204L205 150V147H207V145H208ZM225 143H227V141L225 142ZM234 143V142H233ZM241 143V142H240ZM4 144H7V143H4ZM18 144V143H17ZM22 143H20V145H21ZM30 144V143H29ZM28 144V145H29ZM32 144V143H31ZM55 144V143H54ZM77 144H78V142H77ZM83 144V143H82ZM110 144V143H109ZM125 144V143H124ZM176 144V143H175ZM236 144V143H235ZM27 145V146H28ZM98 145H102V143H100V144H98ZM103 145H104V141H103ZM115 146L114 147H116V144H114ZM119 146L121 145V144H118ZM118 145H117V147H118ZM210 145V144H209ZM239 144H237V146H238ZM250 145H249V147H250ZM0 146H1V144H0ZM2 146H3V144H2ZM24 146L26 147V148H28L27 146H26V144H24ZM30 146V145H29ZM88 146V145H87ZM235 146V145H234ZM256 146V145H255ZM263 146V145H262ZM4 147V146H3ZM21 147H23L22 145H21ZM81 147V146H80ZM101 147V146H100ZM111 147H112V145H111ZM110 147V148H111ZM117 147H116V149H117ZM216 147V146H215ZM253 147V146H252ZM20 148V147H19ZM89 148H90V144H89ZM109 148V149H110ZM231 148V147H230ZM234 148V147H233ZM236 148V147H235ZM259 148V147H258ZM29 149V148H28ZM31 149V148H30ZM80 149V148H79ZM85 149V148H84ZM229 148H227V150H228ZM243 149V150H244ZM257 149V148H256ZM262 149V148H261ZM16 150H17V148H16ZM25 150V149H24ZM96 150V149H95ZM94 150V151H95ZM104 150V149H103ZM106 150V149H105ZM173 150V149H172ZM6 151H7V149H6ZM5 151V152H6ZM110 151V150H109ZM206 151V150H205ZM230 151V150H229ZM235 151V152H236ZM237 151V152H238ZM18 152V151H17ZM27 152V151H26ZM89 152H91V151H89ZM96 153H97V151H95ZM101 152V151H100ZM115 152V151H114ZM118 152V151H117ZM236 152V153H237ZM255 152V151H254ZM19 153V152H18ZM31 153V152H30ZM70 153V152H69ZM95 153V154H96ZM113 153V152H112ZM169 153H170V151H169ZM233 153V152H232ZM251 153V152H250ZM98 154H100V153H98ZM110 154V153H109ZM177 154H178V152H177ZM238 154H240L239 152H238ZM241 154H243V153H241ZM257 154V153H256ZM259 154V153H258ZM15 155V154H14ZM97 155V154H96ZM96 155H93V156H95V157H98V156H96ZM102 155V154H101ZM119 155V154H118ZM245 155V154H244ZM250 155V154H249ZM83 156V155H82ZM106 156V155H105ZM109 156V155H108ZM108 156H107V158H108ZM122 156V155H121ZM229 156V158H230V155H228ZM241 156V155H240ZM74 157V156H73ZM101 157V156H100ZM244 157V156H243ZM245 157H246V155H245ZM252 157H253V153H252ZM262 157V156H261ZM5 158V157H4ZM81 158V157H80ZM200 158V157H199ZM75 160H77L76 158H74ZM91 159V158H90ZM93 159H95V158H93ZM115 159V158H114ZM196 159V158H195ZM241 159V158H240ZM249 159H251V156H250V158ZM257 159V158H256ZM10 160V159H9ZM65 160V159H64ZM84 160V159H83ZM89 160V159H88ZM98 160H100V159H98ZM157 160V159H156ZM161 160V159H160ZM222 160V159H221ZM86 161V160H85ZM90 161V160H89ZM89 161H87V162H89ZM91 161H92V159H91ZM97 161V160H96ZM95 161V162H96ZM106 161V160H105ZM64 162V161H63ZM66 162V161H65ZM86 162V163H87ZM94 162V163H95ZM106 163V162H105ZM120 163V162H119ZM171 163V162H170ZM192 163V162H191ZM190 163V164H191ZM222 164H221V166H220V168H219V171L217 172V173H214L213 175H211V176H209V178L211 179V181H212V179L214 178V181H213V184H212V191H211V194H213V195H211L212 196V198L214 197V200H215V203L217 204H219L218 206H224V214L226 215H228V214H231V218H230V222H232L233 223V226L235 227V228H239V229H241V230H244L245 228H248L249 229V226H252V225H250V224H252V222H254L255 220H259L260 221V219L262 220V221H264V187H261V186H259L258 184H256V182L254 183L253 181L251 182V183H247V185H246V183L245 182H243L242 181V176L241 175H239V176H241L240 178L241 179H239V177H238V174L236 173V172H234V170H235V168H234V164H235V162H231V161H226V160H223L222 162H221ZM104 164V163H103ZM113 164V163H112ZM117 164V163H116ZM123 164V163H122ZM239 164V163H238ZM82 165V164H81ZM86 165H88V163L86 164ZM97 165V164H96ZM102 165V164H101ZM108 165V164H107ZM120 165V164H119ZM196 165V164H195ZM217 165V167H218V164H216ZM105 166V165H104ZM110 166V165H109ZM190 166V165H189ZM17 167V166H16ZM93 167V166H92ZM101 167V166H100ZM100 167H98V168H100ZM111 167V166H110ZM138 167V166H137ZM157 167V166H156ZM57 168V167H56ZM104 168V167H103ZM216 168V167H215ZM9 169H10V167H9ZM16 169V168H15ZM87 169V168H86ZM107 169V168H106ZM109 169V168H108ZM149 169L150 168H147L145 171H144V173L142 174V176L140 177V180L138 181L139 182V191H140V193H147V188H148V185H147V183H148V180H149V176H150V174H149V172H151V171H149ZM66 170V169H65ZM98 170H100V169H98ZM243 170H246V168L245 169H243ZM247 170H249V169H247ZM14 171V170H13ZM91 171V170H90ZM95 171V170H94ZM96 171H97V169H96ZM12 172V171H11ZM18 172V171H17ZM16 172V173H17ZM65 172V171H64ZM85 172V171H84ZM86 172H88V171H86ZM85 172V173H86ZM110 172V171H109ZM133 172V171H132ZM247 172V171H246ZM101 173V172H100ZM108 173V172H107ZM112 173V172H111ZM115 173V172H114ZM117 173V172H116ZM154 173V172H153ZM163 173V172H162ZM192 173V172H191ZM243 173V172H242ZM245 173V172H244ZM54 174V173H53ZM56 174V173H55ZM59 174V173H58ZM65 174V173H64ZM70 174V176H71V174L72 173H69ZM77 174H79V173H77ZM76 174V175H77ZM110 174V173H109ZM12 175V174H11ZM14 175V174H13ZM61 175V174H60ZM59 175V176H60ZM68 175V174H67ZM66 174L64 175V176H67ZM73 175V174H72ZM137 175V174H136ZM155 175V174H154ZM176 175H177V171H175V177H176ZM207 175V174H206ZM209 175V174H208ZM243 175V174H242ZM74 176V175H73ZM83 176V175H82ZM102 176H104V175H102ZM160 176V175H159ZM55 177V176H54ZM61 177H62V175H61ZM76 177V176H75ZM78 177V176H77ZM98 177H100V176H98ZM170 177V176H169ZM192 177H194V176H192ZM63 178V177H62ZM69 178V177H68ZM67 178V179H68ZM198 179V176H196L195 177V179ZM205 178V177H204ZM204 178H201V180L202 179H204ZM209 178H207L206 180H209ZM254 178V177H253ZM22 179V178H21ZM65 180H66V177L64 178ZM81 179V178H80ZM170 179V178H169ZM168 179V180H169ZM174 179V178H173ZM192 179V178H191ZM10 180V179H9ZM63 180V179H62ZM69 180V179H68ZM82 180V179H81ZM104 180V179H103ZM164 180V179H163ZM199 180V179H198ZM250 180V179H249ZM13 181V180H12ZM21 181V180H20ZM79 181V180H78ZM78 181H77V184H78ZM92 181V180H91ZM109 181V180H108ZM193 182H194V179L192 180ZM15 182V181H14ZM61 182V181H60ZM197 182V181H196ZM11 183V182H10ZM9 183V184H10ZM16 183H17V181H16ZM73 183H74V181H73ZM76 183V182H75ZM74 183V184H75ZM80 183V182H79ZM87 183V182H86ZM89 183V182H88ZM115 183V182H114ZM181 183V182H180ZM192 183V182H191ZM211 183V182H210ZM7 184H8V182H7ZM18 184V183H17ZM21 184V183H20ZM29 184V183H28ZM104 184V183H103ZM134 184V183H133ZM182 184H183V182H182ZM262 184V183H261ZM16 185V184H15ZM19 185V184H18ZM26 185V184H25ZM4 186V185H3ZM7 186V185H6ZM17 186V185H16ZM88 186V185H87ZM94 186V185H93ZM167 186V185H166ZM171 186V185H170ZM262 186H264V185H262ZM20 187V186H19ZM22 187V186H21ZM104 187V186H103ZM134 187V186H133ZM161 187V186H160ZM9 188V187H8ZM43 188V187H42ZM41 188V189H42ZM51 188V187H50ZM50 188H49V190H50ZM84 188H86V187H83V189ZM157 188H158V186H157ZM45 189H46V187H45ZM150 189V188H149ZM189 189V188H188ZM87 190V189H86ZM164 190V189H163ZM196 190V189H195ZM53 191V190H52ZM85 191V190H84ZM94 191V190H93ZM103 191V190H102ZM138 191V192H139ZM157 191V190H156ZM46 193V192H45ZM48 193V192H47ZM86 193V192H85ZM152 193V192H151ZM44 194V193H43ZM87 195V194H86ZM150 195V194H149ZM157 195V194H156ZM52 196V195H51ZM81 196H82V194H81ZM92 196V195H91ZM105 196V195H104ZM161 196V195H160ZM46 197H47V195H46ZM80 197V196H79ZM149 197H151V196H149ZM54 198V197H53ZM93 198V197H92ZM103 198V197H102ZM210 198V197H209ZM47 199V198H46ZM153 199V198H152ZM155 200V199H154ZM53 202H55L54 200H52ZM159 202V201H158ZM100 204V203H99ZM102 204V203H101ZM103 205V204H102ZM92 206V205H91ZM214 206H215V204H214ZM216 207V206H215ZM236 207V208H235ZM217 208V207H216ZM219 208V207H218ZM157 209V208H156ZM210 209V208H209ZM111 210V209H110ZM207 210V209H206ZM112 211V210H111ZM106 212H109V211H106ZM209 213V212H208ZM214 213H216V210H215V212ZM214 213H212V214H214ZM223 213V212H222ZM245 214L246 213V215L245 216H247V218L246 219H243V218H241V215L242 214ZM164 214V213H163ZM171 214V213H170ZM170 214H168V216L170 215ZM175 215V214H174ZM176 215H177V213H176ZM203 215V214H202ZM165 217V216H164ZM113 218V217H112ZM172 218V217H171ZM176 218V217H175ZM222 218V217H221ZM166 219H168V218H166ZM227 219V218H226ZM172 220V219H171ZM174 220V219H173ZM51 221V220H50ZM110 221H111V218H110ZM210 221V220H209ZM223 221V220H222ZM251 223H250V222ZM259 221H258V223H259ZM52 222V221H51ZM119 222V221H118ZM131 222V221H130ZM206 222H208V221H206ZM218 222V221H217ZM221 222V221H220ZM46 223V222H45ZM168 223V222H167ZM173 223V222H172ZM203 223V222H202ZM212 223H213V221H212ZM248 223H249V226H248ZM260 223L261 224H259V225H262V222L260 221ZM115 224V223H114ZM119 224V223H118ZM150 225V224H149ZM154 225H156L155 223H154ZM172 225V224H171ZM209 225V224H208ZM255 225V224H254ZM55 226V225H54ZM165 226V225H164ZM174 226V225H173ZM213 226V225H212ZM218 226V225H217ZM226 226H227V224H226ZM248 226V227H247ZM155 227V226H154ZM156 227L158 228V229H162V227H160L159 226V224H157L156 225ZM49 228V227H48ZM148 228V227H147ZM156 228V229H157ZM174 228V227H173ZM201 228V227H200ZM231 228V227H230ZM45 229V228H44ZM220 229V228H219ZM255 229V228H254ZM164 230H168V228L167 229H164ZM48 231V230H47ZM249 231H250V229H249ZM168 232V231H167ZM216 232H218V230L216 231ZM247 233V232H246ZM118 234V233H117ZM121 234V233H120ZM63 235V234H62ZM132 235V234H131ZM20 236V235H19ZM48 236V235H47ZM121 236V235H120ZM31 238V237H30ZM209 236H207V240H209ZM18 239V241H20L21 243H22V245L25 247V249H35V248H37V249H42V247H44V241L46 240V236H45V234L43 233V231H41L40 232V237H39V239H37V241H33V240H29V239H27V238H24V237H18L17 238ZM54 239V238H53ZM52 239V240H53ZM211 239V238H210ZM17 241V240H16ZM213 241V240H212ZM56 242V241H55ZM214 242V241H213ZM54 243V242H53ZM55 246V245H54ZM223 247H225L224 246V244H222L221 242H214V244H213V248L216 250V253L215 254H213V255H207V256H205L207 253H205V254H202V255H204L200 260H198V264H218L222 259H223V257H224V250H223ZM225 249V248H224ZM45 250V249H44ZM53 250V249H52ZM202 250V249H201ZM22 252H24V250L22 251ZM259 252V251H258ZM15 253V252H14ZM46 253V252H45ZM234 255V252H230L229 251V255L228 256H233ZM226 256V255H225ZM239 256V255H238ZM48 258V257H47ZM51 258V257H50ZM54 258V257H53ZM238 259H240V258H238ZM49 260V259H48ZM54 260V259H53ZM69 260V259H68ZM233 260V259H232ZM62 261H63V259H62ZM65 262V261H64ZM70 262V261H69ZM86 262V261H85ZM235 262L237 263V261L235 260ZM48 264V263H47ZM62 264V263H61ZM63 264H65V263H63ZM68 264V263H67ZM70 264H72V263H70ZM232 264V263H231ZM233 264H235V263H233Z\"/></svg>", "mask_w": 264, "mask_h": 264}]
</instances>
